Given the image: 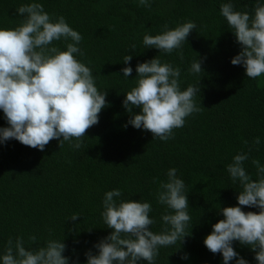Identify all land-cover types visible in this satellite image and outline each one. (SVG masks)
<instances>
[{"label": "trees", "instance_id": "16d2710c", "mask_svg": "<svg viewBox=\"0 0 264 264\" xmlns=\"http://www.w3.org/2000/svg\"><path fill=\"white\" fill-rule=\"evenodd\" d=\"M31 2L0 0V28L17 27L23 17L16 9ZM36 2L48 13L64 16L84 37L80 46L85 55L77 58L92 69L98 90L108 91V106L79 150L67 142L60 149L56 139L44 151L15 139L0 144V257L9 238L23 237L28 248V238L35 235L41 246L48 239L63 240L69 264H87L86 253L98 254L94 245L112 231L101 212L104 194L113 189L122 190L120 200L151 203L150 217L156 221L151 230L160 233L165 206L156 201L159 184L154 179L166 181L167 171L176 168L186 185L191 235L182 245L178 241L161 247L156 264H223L222 254L211 253L204 239L212 225L223 219L220 208L238 206L241 189L229 178L227 165L238 152L248 151L244 140L251 145L256 137L261 143L251 157L264 165V77L247 78L242 65L231 63L241 47L220 14V5L229 0H150V9L138 0ZM231 2L236 10L252 13L257 0ZM188 21L197 28L182 46L183 60L177 51L165 54L144 47L145 34H161L165 25L174 29ZM58 44L66 50L63 42ZM132 45L135 52L130 50ZM127 54L133 56V72L125 78L121 70L129 66L123 63ZM157 56L181 69L182 90L189 85L201 88L196 103L202 111L188 117L184 127L174 130L175 138L166 142L128 124L130 114L123 106L126 93L136 85L137 64ZM197 59L203 61L204 72L191 74L189 68ZM133 112L138 114L140 109ZM0 127H9L2 110ZM245 168L255 179L251 158ZM73 214L80 217L72 221ZM233 247L248 264H258L249 247L238 241ZM185 255L188 258L182 259Z\"/></svg>", "mask_w": 264, "mask_h": 264}, {"label": "clouds", "instance_id": "9594fccd", "mask_svg": "<svg viewBox=\"0 0 264 264\" xmlns=\"http://www.w3.org/2000/svg\"><path fill=\"white\" fill-rule=\"evenodd\" d=\"M138 4L151 8L150 0H138ZM16 12L23 17L20 24L0 28V110L9 125L0 127V144L15 139L44 151L56 139L60 149L67 142L71 149L79 150L88 130L99 123L100 113L108 106V91L98 90L92 69L77 58L85 55L80 46L84 37L69 26L64 16L48 13L36 0L20 5ZM220 14L241 47L231 63L242 65L247 78L264 77V3L257 0L250 13L236 10L229 0L220 5ZM196 28L192 21L174 29L165 25L161 34H145L143 45L165 54L177 51L183 60L182 46ZM58 42H63L66 50H61ZM135 49L132 45L130 50ZM132 59L129 54L123 57V63L129 65L121 70L125 78L132 75ZM202 63L200 59L193 61L189 72H204ZM135 71L136 85L123 101L130 114L128 124L150 132L154 140L174 139V130L184 127L188 117L202 111L196 103L201 88L189 85L182 90L181 69L162 63L158 56L137 64ZM134 108L140 112L134 113ZM243 143L248 151L234 155L226 168L231 181L238 182L241 189L238 206L219 209L223 219L212 225L204 245L211 253L222 254L223 264L233 260L236 264H248L233 247L238 241L255 253L258 264H264V165L251 157L254 149L259 150L261 141L256 137L251 145L247 140ZM250 158L256 170L255 179L245 168ZM154 183L159 184L156 201L165 206L162 231L157 234L151 230L156 223L150 217L151 203L120 200V189L107 191L101 216L106 228L112 231L94 245L98 254L91 250L86 253L87 264H156L161 247L178 241L182 245L191 235L187 231L191 221L188 194L177 169L167 171L166 181L157 178ZM244 207L259 211L246 212ZM79 217L73 214L69 219L75 221ZM28 241L31 246L26 248L23 237L9 238L0 257L2 264H69V258L63 255L67 247L63 240L48 239L41 246L32 235Z\"/></svg>", "mask_w": 264, "mask_h": 264}]
</instances>
